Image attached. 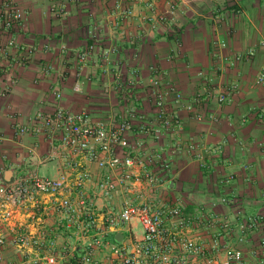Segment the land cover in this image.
Here are the masks:
<instances>
[{
	"label": "crops",
	"instance_id": "obj_1",
	"mask_svg": "<svg viewBox=\"0 0 264 264\" xmlns=\"http://www.w3.org/2000/svg\"><path fill=\"white\" fill-rule=\"evenodd\" d=\"M11 1L26 13L25 22L14 33L16 41L35 53L25 64L19 63L20 53L15 48L7 58H0V86L8 91L0 98V187H15L16 192L10 200L0 196V216L5 211L12 214L9 222H0V235L8 243L15 233L35 237L46 231L56 235L58 246H75L78 256L82 253L83 243L76 241L72 232L57 229L62 216L52 209L56 203L52 196L36 193L30 199L18 193L20 184L33 175L58 178L65 173L70 175V184L75 181V173L63 165L61 154L67 153L60 146L59 135L17 138L15 133L16 124H27L37 112L50 113L57 107L87 112L93 123L102 122L109 128L129 119L132 132L126 136L127 145L116 148L115 154L121 159L128 155L143 159L146 170L160 179L159 185L149 186L144 171L136 167L132 179L119 183V192L107 200L100 195V183L118 180L125 175V168H101L84 156H73L90 173L84 191L98 212L119 211L129 203L181 202L187 214L215 209L235 226L249 217L264 220V86L254 84L264 67V0H176L172 20L167 0H152L153 11L133 0ZM52 6L65 7L67 18H55ZM127 10L130 15L123 14ZM162 15L167 18L164 22L159 21ZM92 34L98 36L97 42ZM8 38L9 34L0 31L1 43ZM222 41L226 48L220 46ZM93 42L95 50L80 69L77 54ZM240 55L243 60L235 67L224 60ZM47 65L51 71L45 74ZM155 71L164 85L174 86L183 96L179 105L172 97L166 102L168 112L179 117L182 130H162L158 138L150 133L157 125L153 122L156 108L147 94ZM201 72L211 82L200 77ZM129 80H134L132 86ZM78 83L79 92L74 90ZM209 83L221 92L236 85L232 101L219 105L215 99H206L202 87ZM55 92L61 93L59 99ZM197 96L202 97V105L197 104ZM192 104L193 110L188 111L186 106ZM132 112L135 118H130ZM190 145L195 149L190 150ZM100 156L110 157L106 153ZM58 196H71L78 202L75 193L60 192ZM221 198L232 205L220 203ZM42 209L50 215L43 217ZM99 226L105 227L102 219ZM201 231V227L189 229L188 234L200 235L208 242ZM143 237L142 226L133 221L111 229L106 242L109 247L130 246ZM262 238L264 230L260 228L252 233L249 243L234 238L231 245L243 249L248 264H257L251 253L261 248ZM0 249L5 264L24 261L10 244ZM106 251L105 247L99 259L105 260Z\"/></svg>",
	"mask_w": 264,
	"mask_h": 264
},
{
	"label": "built area",
	"instance_id": "obj_2",
	"mask_svg": "<svg viewBox=\"0 0 264 264\" xmlns=\"http://www.w3.org/2000/svg\"><path fill=\"white\" fill-rule=\"evenodd\" d=\"M68 1L77 2L78 0ZM133 1L145 3L152 11L154 10L152 0ZM176 10V0H167V14L171 20L176 15ZM50 12L57 19H64L68 16L67 9L62 6H52ZM123 14L130 15L131 11L127 10ZM25 19L26 13L17 4L11 0H0V31L9 34L5 43L0 42V58H7L9 51L15 48L20 53L19 63L25 64L31 60L35 49L21 47L14 36ZM144 19L154 20L152 17ZM166 20L165 15L159 17L161 22ZM92 37L97 42L98 36L92 34ZM261 45H264V42H261ZM220 46L226 48L227 43L222 41ZM95 47L96 44L93 42L79 51L77 63L80 69L87 65ZM108 57L109 51L104 53L106 60ZM224 60L230 66L235 67L243 60V56L225 57ZM50 71L51 66L47 65L44 73L48 74ZM199 76L208 79L204 72L199 73ZM207 81L211 82L210 79ZM129 84L132 86L134 80H129ZM254 84L264 86V67L259 71ZM236 89L237 86L232 85L225 92H221L212 89L209 83L202 87V95L205 93L206 99H215L219 105H224L232 101V95ZM74 90L81 91L79 83L75 85ZM7 93L8 91L0 86V98L6 96ZM147 94L156 108L153 122L157 125L150 130V133L158 138L162 130H182L179 117L172 116L166 108V102L171 97L178 105L181 104L182 94L174 86L164 85L157 76V71L150 80ZM55 97L59 99L61 93L55 92ZM196 102L202 105V97L197 96ZM193 108V104L186 106L188 111H192ZM136 116L135 112L130 114V118ZM130 132H132V124L129 119L122 121L114 128H109L102 122L93 123L87 112H72L62 107H57L50 113L37 112L30 117L27 124H16L17 138L26 134L38 136L43 133L50 134L51 137L60 136V146L67 153V155L61 154L63 165L72 169L75 173V181L70 184V175L65 173L60 174L58 178L33 175L20 184L18 193L21 197L30 199L36 193L52 196L53 200H56L52 209L62 216L57 229L72 232L76 241L83 243L82 253L78 256L75 246L68 244L58 246L56 235L46 231L35 237L25 233H15L9 243L5 236L0 235V248L7 244L16 248L17 252L24 256L21 264H248L243 249L232 246L231 242L236 238L238 243H249L253 232L260 228L264 230V220L260 216L249 217L235 226L227 216L221 215L215 209L201 208L187 214L181 202L175 205L129 203L119 211L98 212L94 202L87 199L84 191V185L90 179V173L84 169L82 162L77 158H72L73 156H84L89 161L96 162L101 168L108 167L112 170L119 167L125 168V175L118 180L109 178L100 183V188H98L100 195L107 200L112 199L119 192L117 188L119 183L132 179V172L136 167L144 171V178L149 186L160 184L159 177L146 170L147 163L143 159H136L131 155L121 159L115 154L116 148L127 145L126 136ZM189 149L193 150L195 146L190 145ZM100 153L109 154L110 157L102 158ZM159 159L160 157L157 156L156 160ZM163 166L169 168L168 164ZM232 179L230 177L229 180ZM14 188L0 187V196L5 195L6 200H10L16 193ZM60 192L75 193L78 202L71 196L58 199ZM219 202L230 206L233 203L226 198H221ZM215 206L217 204L213 205ZM49 215L48 210L42 209L43 217ZM42 216L39 215L41 222L44 221ZM11 217V212L5 211L0 216V222L7 223ZM100 219L105 225L104 228L99 226ZM133 221L139 222L142 226L144 237L141 241L130 246H107L106 238L111 229H117ZM198 227H201V232L209 238L208 242L200 235L189 236L188 230L197 231ZM260 246L259 250H252L251 254L258 260L257 264H264V238L260 240ZM105 247L107 251L103 261L99 259V255ZM0 264H5L1 249Z\"/></svg>",
	"mask_w": 264,
	"mask_h": 264
},
{
	"label": "water",
	"instance_id": "obj_3",
	"mask_svg": "<svg viewBox=\"0 0 264 264\" xmlns=\"http://www.w3.org/2000/svg\"><path fill=\"white\" fill-rule=\"evenodd\" d=\"M120 237H122V236H120ZM116 241L120 242V241H121V239H119V237H117V238H116Z\"/></svg>",
	"mask_w": 264,
	"mask_h": 264
}]
</instances>
